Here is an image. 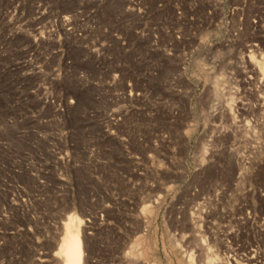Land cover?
Masks as SVG:
<instances>
[{
  "label": "rangeland",
  "instance_id": "rangeland-1",
  "mask_svg": "<svg viewBox=\"0 0 264 264\" xmlns=\"http://www.w3.org/2000/svg\"><path fill=\"white\" fill-rule=\"evenodd\" d=\"M254 59L264 0H0V264H264Z\"/></svg>",
  "mask_w": 264,
  "mask_h": 264
},
{
  "label": "bare ground",
  "instance_id": "bare-ground-1",
  "mask_svg": "<svg viewBox=\"0 0 264 264\" xmlns=\"http://www.w3.org/2000/svg\"><path fill=\"white\" fill-rule=\"evenodd\" d=\"M252 55H250V60L254 57H252ZM255 58V57H254ZM260 59H262V57H260ZM255 60V59H254ZM253 61V59H252ZM262 61V60H261ZM251 62V61H250ZM255 65L257 66V68L259 69V71L261 73H263L264 71V65H263V61L259 62L258 60H255ZM252 62V63H254ZM238 90V89H237ZM234 92V91H232ZM235 94V93H233ZM229 96V95H228ZM236 96V94H235ZM230 97V96H229ZM227 99H230V98ZM234 97V96H232ZM240 98V97H238ZM233 99V98H232ZM237 99V98H236ZM236 101V100H235ZM238 101V100H237ZM240 101V100H239ZM234 102V100L232 101ZM247 102V101H246ZM231 102H229V105H233L230 104ZM245 103V102H244ZM242 105V103H241ZM246 105V104H245ZM235 106H232L235 109ZM244 106V105H243ZM230 107V106H229ZM241 107V106H240ZM239 107V108H240ZM246 107V106H245ZM252 108V107H251ZM245 109V108H244ZM236 110V109H235ZM234 110V111H235ZM238 110V109H237ZM241 110V109H240ZM228 111V109L226 110V112ZM230 111V109H229ZM234 111L229 112V114H232ZM246 111V110H245ZM250 111V110H248ZM247 111V112H248ZM235 113V112H234ZM252 113V112H250ZM222 114V113H221ZM233 115V114H232ZM231 115V116H232ZM235 116V114L233 115ZM232 116V118H234ZM236 118V116H235ZM231 119V118H230ZM236 120V119H235ZM234 121V119L232 120ZM235 122V121H234ZM244 123V121H243ZM246 124V123H245ZM245 124H242L245 126ZM249 124V123H247ZM241 125V126H242ZM239 126V125H238ZM243 126V127H244ZM249 127V125H247ZM240 127V126H239ZM236 127L237 129H240L242 127ZM246 127V126H245ZM244 129V128H243ZM242 129V130H243ZM252 130V129H251ZM81 221L80 219H78L76 216L74 215H69L67 220L63 223L62 227H63V235L60 238V242L57 244L56 247V252L54 254V256H56L58 264H84L85 262V256H84V246H83V236H82V231H81ZM35 260V259H34ZM38 260V259H37ZM36 260V261H37ZM40 260V259H39ZM39 263V262H38Z\"/></svg>",
  "mask_w": 264,
  "mask_h": 264
}]
</instances>
